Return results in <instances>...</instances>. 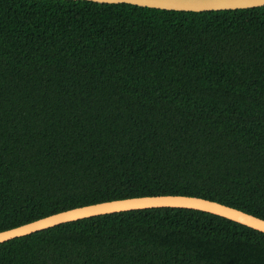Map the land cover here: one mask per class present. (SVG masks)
I'll use <instances>...</instances> for the list:
<instances>
[{
	"label": "trees",
	"instance_id": "obj_1",
	"mask_svg": "<svg viewBox=\"0 0 264 264\" xmlns=\"http://www.w3.org/2000/svg\"><path fill=\"white\" fill-rule=\"evenodd\" d=\"M168 193L264 218V5L0 0V230ZM0 264H264V232L131 209L0 242Z\"/></svg>",
	"mask_w": 264,
	"mask_h": 264
},
{
	"label": "water",
	"instance_id": "obj_2",
	"mask_svg": "<svg viewBox=\"0 0 264 264\" xmlns=\"http://www.w3.org/2000/svg\"><path fill=\"white\" fill-rule=\"evenodd\" d=\"M105 3H131L170 10L205 11L263 6L264 0H92ZM187 207L224 216L264 232V218L217 200L188 194H152L105 200L57 211L0 230V242L63 222L97 214L148 207Z\"/></svg>",
	"mask_w": 264,
	"mask_h": 264
}]
</instances>
